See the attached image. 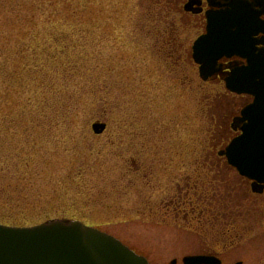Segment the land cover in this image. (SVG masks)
<instances>
[{
  "label": "rangeland",
  "instance_id": "1",
  "mask_svg": "<svg viewBox=\"0 0 264 264\" xmlns=\"http://www.w3.org/2000/svg\"><path fill=\"white\" fill-rule=\"evenodd\" d=\"M165 6L0 0V224L77 221L149 264L201 247L196 186L233 97L199 77Z\"/></svg>",
  "mask_w": 264,
  "mask_h": 264
},
{
  "label": "flooded vegetation",
  "instance_id": "2",
  "mask_svg": "<svg viewBox=\"0 0 264 264\" xmlns=\"http://www.w3.org/2000/svg\"><path fill=\"white\" fill-rule=\"evenodd\" d=\"M165 7L179 16L178 22L187 28L185 42L188 44L194 37L190 53L193 62V44L207 34L209 22L215 16L225 21L223 26L231 27L232 54L217 60V71L210 78L221 81L233 97L230 114L226 116H230V123L224 116L219 140L223 143L230 134L232 137L229 136L224 151L215 154L221 160L220 164L215 163L216 172L209 173L215 182L205 174L200 186H196L200 187L199 218L204 237L198 250L182 257V264L186 256L199 257L200 264H264V181L241 175L225 154L231 141L241 137L246 127H252L255 138L263 132L264 96L260 94H264V88L250 87L248 93L229 92L225 80L245 75L264 83V0H166ZM246 110L252 113L250 120L245 119ZM227 129L230 134L224 135ZM258 172L262 173L261 169ZM176 262L174 259L173 264Z\"/></svg>",
  "mask_w": 264,
  "mask_h": 264
},
{
  "label": "water",
  "instance_id": "3",
  "mask_svg": "<svg viewBox=\"0 0 264 264\" xmlns=\"http://www.w3.org/2000/svg\"><path fill=\"white\" fill-rule=\"evenodd\" d=\"M207 36L199 38L194 46V60L199 65L200 78L206 81L216 73V62L222 56H231V27L225 21L213 18ZM226 80L227 88L248 93L250 87H264L250 82L245 75ZM255 79H258L255 77ZM239 88V89H238ZM259 95V94H258ZM263 95L264 94H260ZM252 113L244 112L245 119ZM105 123H95L92 130L101 134ZM260 138H255L252 127L244 129L243 136L234 140L227 149L229 162L251 179L264 181V127ZM257 133V132H256ZM255 133V134H256ZM254 134V135H255ZM262 146V147H259ZM258 168V169H257ZM185 264H200V258H184ZM0 264H148L115 238L87 227L77 221H48L28 228H10L0 225Z\"/></svg>",
  "mask_w": 264,
  "mask_h": 264
}]
</instances>
